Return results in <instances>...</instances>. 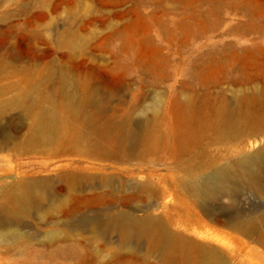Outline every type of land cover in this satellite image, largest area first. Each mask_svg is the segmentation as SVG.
Returning a JSON list of instances; mask_svg holds the SVG:
<instances>
[{
  "label": "rangeland",
  "instance_id": "374dc122",
  "mask_svg": "<svg viewBox=\"0 0 264 264\" xmlns=\"http://www.w3.org/2000/svg\"><path fill=\"white\" fill-rule=\"evenodd\" d=\"M36 98L59 115V151L0 150V264H198L204 250L264 264V224L225 222L260 214L264 194L236 178L202 206L179 182L264 146V0H0V130L26 137L13 101ZM86 113L148 120L150 139L73 151L63 136ZM20 178L38 181L26 210L6 193ZM116 214L183 242L125 235L105 222Z\"/></svg>",
  "mask_w": 264,
  "mask_h": 264
},
{
  "label": "bare ground",
  "instance_id": "6f19581e",
  "mask_svg": "<svg viewBox=\"0 0 264 264\" xmlns=\"http://www.w3.org/2000/svg\"><path fill=\"white\" fill-rule=\"evenodd\" d=\"M13 103L21 116L30 119L27 124L28 133L26 137L18 141L9 130L1 129L0 150L10 148L21 151H39V148L44 149L48 145H53L55 150L59 151L58 113L52 108L41 105L39 98L25 101L14 100ZM6 111V108L0 107V120ZM147 121H144L141 129H137L127 121H98L95 120L94 113H86L83 117L84 128L76 129L68 125L67 133L63 137L66 136V143L73 151L97 152L105 155L109 154L112 149H128L134 142L146 143L151 136ZM236 178L243 179L246 184L264 194V181H262L264 179V146L251 153L241 154L222 166L214 167L211 173L203 177L191 171L179 182L185 191L204 206L208 199L220 195H231L235 190L234 180ZM37 184L36 179L20 178L6 193L20 202L21 209L26 210L36 197ZM1 210L5 216L10 218L11 209L9 207H2ZM5 221L6 219L0 218V224ZM105 222L109 226L118 227L125 235L133 233L151 237L159 248H174L183 242L178 234L167 232L160 222L150 216L132 219L116 214L109 216ZM225 222L243 233H251L262 228L264 211L260 214L256 212L236 213L228 216ZM90 227L94 228L92 225ZM259 239L262 238L259 237ZM219 263L220 257L213 250H204L198 261V264Z\"/></svg>",
  "mask_w": 264,
  "mask_h": 264
}]
</instances>
